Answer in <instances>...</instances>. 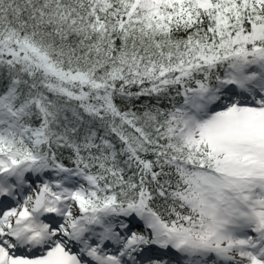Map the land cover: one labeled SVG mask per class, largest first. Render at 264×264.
<instances>
[{"label": "snow or ice", "instance_id": "1", "mask_svg": "<svg viewBox=\"0 0 264 264\" xmlns=\"http://www.w3.org/2000/svg\"><path fill=\"white\" fill-rule=\"evenodd\" d=\"M0 264H264V0H0Z\"/></svg>", "mask_w": 264, "mask_h": 264}]
</instances>
